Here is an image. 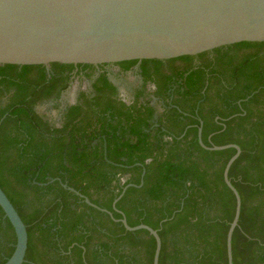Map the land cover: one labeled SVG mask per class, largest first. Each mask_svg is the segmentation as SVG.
<instances>
[{
    "label": "trees",
    "instance_id": "1",
    "mask_svg": "<svg viewBox=\"0 0 264 264\" xmlns=\"http://www.w3.org/2000/svg\"><path fill=\"white\" fill-rule=\"evenodd\" d=\"M138 63L162 112L140 94L127 105L101 74L59 126L37 107L58 100L73 65H0V187L27 227L23 264H153L155 238L123 217L158 231L159 264H228L236 198L224 170L236 150L203 148L200 129L207 147L241 149L229 171L242 202L233 264H264V42L118 65ZM15 245L0 207V264Z\"/></svg>",
    "mask_w": 264,
    "mask_h": 264
},
{
    "label": "water",
    "instance_id": "2",
    "mask_svg": "<svg viewBox=\"0 0 264 264\" xmlns=\"http://www.w3.org/2000/svg\"><path fill=\"white\" fill-rule=\"evenodd\" d=\"M242 42H264V0H0V65L170 60ZM201 135L200 129L205 149L236 150L224 170V181L236 198L227 233L228 264H233L232 237L242 202L229 171L241 149L235 144L207 147ZM63 187L97 207L75 189ZM0 207L16 235L14 253L5 264H23L27 227L1 187ZM121 222L128 231L146 230L155 238L153 264H159L158 231L144 224L131 227L125 217Z\"/></svg>",
    "mask_w": 264,
    "mask_h": 264
},
{
    "label": "flooded vegetation",
    "instance_id": "3",
    "mask_svg": "<svg viewBox=\"0 0 264 264\" xmlns=\"http://www.w3.org/2000/svg\"><path fill=\"white\" fill-rule=\"evenodd\" d=\"M50 66V65H49ZM49 66H47L49 68ZM93 69H84L83 65H73V69H70L67 72V81L66 87L61 90L60 96L56 102H47L51 103L54 107L57 106V111L60 112L58 119H50L47 115H44L48 121L56 126H59L62 120L63 111L72 105H75L78 102L79 96L81 93H86L87 95L92 94L93 91V84L96 80L100 77L101 74H105L108 77V80L113 84L117 91V97L119 100L123 101L127 105H131L134 100L136 94H140L138 102L140 104H144L149 102L150 106H153L157 113H160L164 109L165 103L161 101L159 98L155 97L156 85L150 81H144L140 75V63L135 65L131 70L123 71L120 66L117 64H104L94 66ZM116 67L118 69V75L122 76H130L132 75L133 78L137 81L135 85L131 84L127 86L120 84L117 82L112 73L111 68ZM79 80L88 81V85L86 88H82L79 85ZM72 91L75 95V99L73 103H66V94ZM129 96V97H127ZM46 104V103H44ZM42 104V105H44ZM39 107H37V111H39ZM43 115V114H42Z\"/></svg>",
    "mask_w": 264,
    "mask_h": 264
},
{
    "label": "rangeland",
    "instance_id": "4",
    "mask_svg": "<svg viewBox=\"0 0 264 264\" xmlns=\"http://www.w3.org/2000/svg\"><path fill=\"white\" fill-rule=\"evenodd\" d=\"M113 74L114 79L119 82L122 85L127 86L131 84L135 85L137 83V81L133 78L132 75L130 76H122V75H118V69L116 67H112L111 70ZM88 85V81L85 80H79V85L77 86H81L82 88H86ZM129 97V96H127ZM75 99V95L72 91H70L68 94H66V103H73ZM39 111L43 114V115H47L50 119H58L60 116V112L57 111V109L51 104V103H46L44 105H41L39 107Z\"/></svg>",
    "mask_w": 264,
    "mask_h": 264
}]
</instances>
